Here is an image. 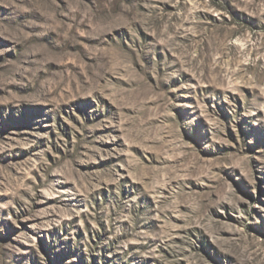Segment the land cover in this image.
<instances>
[{
	"label": "rangeland",
	"instance_id": "1",
	"mask_svg": "<svg viewBox=\"0 0 264 264\" xmlns=\"http://www.w3.org/2000/svg\"><path fill=\"white\" fill-rule=\"evenodd\" d=\"M0 264H264V0H0Z\"/></svg>",
	"mask_w": 264,
	"mask_h": 264
}]
</instances>
